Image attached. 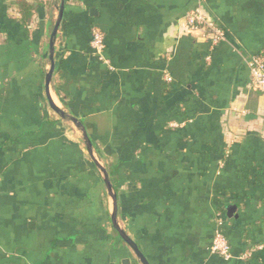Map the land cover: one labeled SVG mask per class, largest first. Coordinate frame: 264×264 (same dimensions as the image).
<instances>
[{"label":"crops","instance_id":"0c3cea01","mask_svg":"<svg viewBox=\"0 0 264 264\" xmlns=\"http://www.w3.org/2000/svg\"><path fill=\"white\" fill-rule=\"evenodd\" d=\"M27 1L24 22L0 0V264H141L94 159L150 264H264V92L247 64L264 0H64L49 96L66 117L45 85L62 0ZM198 6L227 32L215 47L187 26ZM218 216L230 259L211 251Z\"/></svg>","mask_w":264,"mask_h":264},{"label":"built area","instance_id":"2783aa9c","mask_svg":"<svg viewBox=\"0 0 264 264\" xmlns=\"http://www.w3.org/2000/svg\"><path fill=\"white\" fill-rule=\"evenodd\" d=\"M185 20L189 28L203 30L212 47L217 46L227 37L226 30L215 19L208 17L200 6L187 12ZM105 38V33L101 28L97 26L92 28L91 46L94 54L97 55L101 61L109 65V61L104 54L106 47ZM247 64L250 70L252 86L264 92V56L261 54L252 55L248 58ZM166 79L171 81L172 77L166 74ZM171 125L177 126L175 123ZM216 225L217 229L214 233L211 251L225 259H230L232 257L231 245L223 231L224 219L221 216L217 217ZM245 256H242V258Z\"/></svg>","mask_w":264,"mask_h":264},{"label":"water","instance_id":"95a60500","mask_svg":"<svg viewBox=\"0 0 264 264\" xmlns=\"http://www.w3.org/2000/svg\"><path fill=\"white\" fill-rule=\"evenodd\" d=\"M64 8H65V1L62 0L61 4H60V8H59V14L56 20V23L54 25V28L52 30L51 36H50V61H51V68L50 71L48 72V74L46 75V92H47V96L50 102L51 107L58 112L61 116L66 117L67 115L60 110L57 106H55V104L52 102L50 96H49V86H50V82L52 79V75L55 69V59H54V51H55V42H56V37H57V33H58V29L60 27L62 18H63V14H64ZM69 117V116H68ZM71 119L73 120V122L79 127L81 128L82 134H83V138L86 142V145L88 147L89 153L90 155L93 157L92 154V142L90 140V137L86 131V128L84 127V125L82 123H80L77 118L72 117ZM95 163L99 166L100 170L103 173L104 176V180L108 189V192L110 194V196L113 199V212H112V223L113 226L115 227V229L118 231L120 237L122 238V240L132 249V251L134 252L135 256L137 257V259L139 260V262L141 264H150L149 260L147 259V257L145 256V254L142 252V250L140 249L138 243L133 240L127 233L125 230H123L117 221V215H118V199H117V195L113 189L112 183L110 181L108 172L106 170V168L101 165L98 160L94 159ZM236 209V206H231L229 208V211L232 212L233 210ZM130 258L125 259L124 264H131L130 263Z\"/></svg>","mask_w":264,"mask_h":264},{"label":"trees","instance_id":"16d2710c","mask_svg":"<svg viewBox=\"0 0 264 264\" xmlns=\"http://www.w3.org/2000/svg\"><path fill=\"white\" fill-rule=\"evenodd\" d=\"M14 4L17 5V8L22 15V19L24 22H29L32 18L33 9L30 3L27 0H14ZM107 170V169H106ZM108 175L109 171L107 170ZM110 178V176H109ZM111 180V179H110Z\"/></svg>","mask_w":264,"mask_h":264}]
</instances>
